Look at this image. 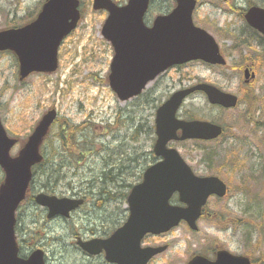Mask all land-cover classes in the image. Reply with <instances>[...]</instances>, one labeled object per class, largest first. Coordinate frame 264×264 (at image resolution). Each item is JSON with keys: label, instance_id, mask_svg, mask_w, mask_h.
<instances>
[{"label": "rangeland", "instance_id": "1", "mask_svg": "<svg viewBox=\"0 0 264 264\" xmlns=\"http://www.w3.org/2000/svg\"><path fill=\"white\" fill-rule=\"evenodd\" d=\"M44 1L0 0V31L8 28L7 22L11 19L20 23L30 19L38 12ZM248 1L198 0L194 20L197 25L216 37L222 52H231V38L237 36V33L240 34L245 27L240 10L241 7H247ZM252 1L264 5V0ZM157 2L155 6L159 9L160 4ZM92 3L93 0H81L82 19L78 28L65 39L60 48L59 68L56 72L35 73L21 81L15 55L11 52L0 54V116L8 133L19 138L12 155H17L22 141L28 137L43 114L55 107L59 112L58 119L62 123L68 121L80 125L82 129L92 131L96 136L100 135L98 141H113V148L117 152L137 154L139 160H142L150 157L156 141L157 108L154 105L164 102L178 88L207 81L223 87L222 90L226 92L239 96L242 93L244 97L241 98V104L231 110L211 106L203 93L191 96L183 105L179 116L184 118L187 114H195L201 120L217 121L226 126V134L221 139L209 143L188 140L175 141L171 144L200 175L206 174V167L202 164L204 153L215 152L220 161H223L226 154H230L232 158L237 157L241 169L230 171L232 168L224 166L222 174L230 183L232 191L221 200L215 197L209 200L206 213L198 222L199 230L193 231L186 223H181L163 236L149 237L145 245H169L168 250L151 264H187L194 255L201 253L213 258V249L216 248L243 255L245 249L258 246L264 252V68L261 66L264 64V61H261L263 49L257 45L244 47L241 53H234L228 57V65L225 68L212 67L202 62L179 66L169 71L163 81L155 80L148 86L154 89L146 98L149 101H145V106L141 101H136V98L124 102L118 98L109 84L114 50L102 33L107 12L94 10ZM164 3L168 5V2ZM165 8L160 6V11H164ZM150 18L149 13L148 19ZM253 37L258 38L256 35ZM258 40L262 41L260 38ZM261 46L264 48V41ZM243 57L249 58L254 64L257 74L250 83L249 87L252 89H247L249 92L246 91L243 72L239 73L233 69ZM153 102L156 103L153 105ZM130 115L135 123L129 120ZM141 121L144 126L138 136V142L130 140V135ZM59 125V123L54 125L51 130L52 140L56 139ZM206 147H213L214 151L206 150ZM47 148L50 149L49 143ZM230 163L233 165V161ZM102 166V156L94 155L83 165L84 168L79 174L73 175L74 170L65 171L68 172V179L72 176L74 179L72 184L77 188L80 186V179L98 174ZM3 179L4 173L0 170V184ZM136 180L134 183L139 182L138 178ZM69 182L71 181L62 184L60 191L55 194L59 196L76 194L79 188L72 190ZM35 191L36 194L43 192L37 188ZM39 209L40 206H36L35 202H29V199L22 203L17 213L19 223L21 222L18 223V238L20 239L19 232L22 231L23 238L32 239L34 236L30 238L28 232L36 229L35 221L39 220L41 223L39 226H43V231L36 232L35 239L39 237L38 235L40 238L33 240L36 244L33 248L46 245L49 252L56 256L52 264H75L79 252L75 253L74 249L68 248L63 241L68 235L66 222L47 220L44 209ZM125 209L126 204L115 206L114 217ZM107 216L104 220V230L109 228L108 223L113 219ZM99 231H103V228ZM249 231L247 239L246 232ZM27 247L28 244L24 245L26 252L33 249ZM257 256L259 257V254ZM103 262L104 260H98L92 263L83 256L84 264Z\"/></svg>", "mask_w": 264, "mask_h": 264}, {"label": "water", "instance_id": "2", "mask_svg": "<svg viewBox=\"0 0 264 264\" xmlns=\"http://www.w3.org/2000/svg\"><path fill=\"white\" fill-rule=\"evenodd\" d=\"M176 2L177 6L170 13L157 16L153 25L148 26L144 17L150 0H129L124 6L113 0H94L95 10L109 12L102 33L114 47L109 80L120 100L139 95L150 81L172 66L192 60L213 65L226 64L214 36L194 23L193 12L197 1ZM79 7V0H47L31 23L0 31V51L10 50L17 55L20 80L34 72L52 73L57 70L60 46L81 19ZM245 18L249 25L264 35L263 7H250ZM249 76V70H246V77ZM196 91H203L211 104L225 108L238 104L235 94L207 83L174 92L156 113L154 153L161 160L150 166L143 180L133 186L128 196L129 218L108 239L80 242L85 252L91 255L105 252L106 260L113 264H148L154 256L164 252L167 245L142 247L146 234L168 232L182 220L197 230V221L209 197H224L227 194L228 186L222 179L218 176H198L179 151L168 146L175 140H212L223 133L222 126L212 122L177 117L185 99ZM57 116L56 109L45 113L15 157L11 155V150L17 139L8 135L0 117V167L5 172L0 186V264H46L42 249L33 251L28 258L19 255L16 212L27 196L33 167L43 159L41 145ZM176 193L185 206L170 203ZM36 201L48 208L49 218L57 215L68 217L82 203V200L43 192L36 196ZM187 264L253 262L247 256L221 249L217 251L215 260L196 255Z\"/></svg>", "mask_w": 264, "mask_h": 264}, {"label": "trees", "instance_id": "3", "mask_svg": "<svg viewBox=\"0 0 264 264\" xmlns=\"http://www.w3.org/2000/svg\"><path fill=\"white\" fill-rule=\"evenodd\" d=\"M249 4L254 5L257 3L255 1L249 0ZM36 15L37 13L33 14L30 19H27L26 21L21 23L15 21L14 19H11L7 22V27H16L26 24L33 20ZM261 61H263L262 58ZM152 90L153 89H149L148 92L145 91L144 93L136 97L135 100L141 101V103H143L145 106V101L147 100L146 98L149 97V94ZM155 103L156 102H153V105ZM154 107H157V105H154ZM194 117L195 114L186 115V118L188 119ZM118 119H120V117H118ZM129 120L132 123L136 122L132 119L131 115ZM58 123L60 125L59 130L56 131V139L52 140V135H50L52 133L51 129L49 134L45 137L44 143L42 145L41 152L44 155V158L41 163L34 167V175L30 184L28 195L29 202H35V188L41 189V191L50 194H55L60 191L59 189L62 188L61 185L69 180L71 181L69 182V186H72V190L79 188L80 192H77L76 194H82L84 197H93L95 199L105 198L116 200V203L110 202L106 204L107 212L105 211V215H108L107 217L109 218H113L112 221L108 223L110 225L108 233L109 235L127 218L126 209L122 212H119L116 217H114L115 211L114 213H111V211L113 210L111 208H114V206L120 207L126 203L128 194L135 184L134 182L137 181L136 179L138 178L140 181L146 167L149 166L150 162L155 161L153 150L150 157L139 160L137 154L131 155L125 154L124 152H117L116 149L113 148V141H98V137L100 135L96 136L92 133V131L82 129L80 125H75L69 123L68 121L62 123L60 119H57L54 125ZM258 123L261 124L260 122ZM143 126L144 124L141 121L135 127L134 132L130 135V140L133 139L138 142V136L143 131ZM199 142L207 143L204 141ZM47 143L50 144V149L47 148ZM206 150L214 151L213 147H206ZM94 155H101L103 158V166L101 167L100 172L96 175L80 179V186L75 188V186L72 184L74 182V179L72 178V176L71 179H68V172L66 171L74 170L73 175L79 174L80 171L84 168L83 165L87 163L91 157H94ZM230 161H233V165H231ZM202 164L205 165L206 172L215 173L222 177L224 166L232 168V170L230 169V171H234V169L238 168L241 169L237 157L232 158L230 154H226L223 158V161H220V157L217 156L215 152H207L206 154L204 153L202 157ZM0 170L3 171L1 168ZM84 185H86V187H81ZM36 206L38 205L36 204ZM35 222L36 229L28 232L30 238L31 236H34L32 239H29L30 241L23 238L24 235L22 231L19 232V235H21L19 240L22 246L20 254L22 256L27 254L24 249V245L27 246L28 244L30 245V248L35 247L34 245L36 244L34 243L36 239L40 238V235H38L39 237L36 239L35 236L38 232L41 233L43 231V226H39L41 225L40 221L36 220ZM249 235L250 231L246 232L247 239ZM34 239L35 241H33ZM214 251L215 250L213 249V253ZM243 254L249 256L253 260L254 264H264V252H262V250L258 248V246L245 249ZM257 254H259V257L257 256Z\"/></svg>", "mask_w": 264, "mask_h": 264}, {"label": "flooded vegetation", "instance_id": "4", "mask_svg": "<svg viewBox=\"0 0 264 264\" xmlns=\"http://www.w3.org/2000/svg\"><path fill=\"white\" fill-rule=\"evenodd\" d=\"M168 1H170V3H172V2L174 3L173 0H168ZM156 2H157V0H151V4L149 7V10H150L149 13L151 15L150 20L148 19V16H146L147 17L146 21H147V24H149V25L153 24V21L155 18V17L153 18V15H155V14L157 15L159 13V9H157V7L155 6ZM157 3L160 4L159 8H160V6H164L163 0H160ZM247 5H248L247 7L251 6L249 3H247ZM172 8H173V6H171V9ZM243 9L245 11L247 10V8H243ZM147 15H149V14H147ZM244 17H245V14H244ZM244 20H245V18H244ZM244 26L245 27L241 30V33L240 34L237 33L238 37H240V39L238 40L239 44H242L246 47H249L252 45H257L259 48L263 49L262 51H264V48L261 46L263 44V41H264V35L261 34L258 30H256L252 26H250L246 21H244ZM253 35H256L258 38L262 39V41H259L258 38L253 37ZM236 38H237V36L231 38V40H232V47L230 48L231 52H228V51L223 52V55L225 57L227 56L226 57L227 59H228V57L230 58L231 55H233L234 53H239L238 47L235 48V43H236L235 39ZM253 39L255 41H253ZM261 54H262L261 55L262 58H264V52H262ZM253 65L254 64H252L250 61H247L245 64H241V65L237 64V66L233 67V69L238 71L239 73L243 72V74H244L245 69L250 68L252 71H254L256 73ZM209 66L221 67V68L226 67V66L222 67V66H213V65H209ZM261 66L264 68V64H262ZM169 71L160 75L156 79V81L157 80L163 81L166 78V76L169 74ZM245 75H246V73H245ZM256 76H257V74H256ZM245 83H246V85H245L246 89H252L249 87L251 82L247 83L245 80ZM240 85H239V87H240ZM146 89H151V87L150 88L147 87ZM242 89H245V88H242ZM80 199H82L83 202L71 212L69 218H65L63 216H57L55 218H52V220H63L66 222V225L68 228V230H67L68 235L64 238L63 241H64L65 245H67L68 248L74 249L75 253L79 252V254L76 257V260H75L76 263L75 264H84L83 263V256L86 259L90 260L92 263H94L95 261H98V260H101V261L104 260L103 264H109V263H107V261L105 259V252H102L101 254H98V255H90V254H88L82 250V248L79 244V241L82 240L85 242V241H89V240L94 239V238L106 239L113 234L114 231L108 235L109 228L107 230H104L105 229L104 228V226H105L104 220L106 217V215H105L106 204L110 203V202L116 203V200L115 199H105V198L95 199L93 197H91V198L90 197H83ZM42 208L44 209L45 213L48 212V210L46 208H44V207H42ZM111 209H113L111 211V213H114L115 206H114V208H111ZM76 221H80V222L76 223ZM101 228H103V231L100 232L99 229H101ZM69 237H70V239H68ZM149 237H151V236H149ZM18 242H19L20 249H22L19 238H18ZM29 247H30V245H28L27 248H29ZM44 249H45V259H46L47 264H52V261L56 260V256H54L52 253L49 252L46 245H44ZM79 255H81V257H79Z\"/></svg>", "mask_w": 264, "mask_h": 264}]
</instances>
